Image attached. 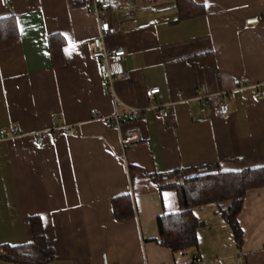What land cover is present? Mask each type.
<instances>
[{
	"label": "crops",
	"instance_id": "1",
	"mask_svg": "<svg viewBox=\"0 0 264 264\" xmlns=\"http://www.w3.org/2000/svg\"><path fill=\"white\" fill-rule=\"evenodd\" d=\"M111 1L117 33L104 43L125 51L127 74L113 92L144 110L120 132L92 119L115 108L89 55L97 22L81 0H0V21L16 27L0 49V246L27 243L28 219L39 217L54 249L47 264H102L103 255L110 264H264V186L244 196L240 246L206 205L195 210L197 248L173 254L155 240L157 218L180 211L177 195L150 179L201 166L264 167V0H193L197 14L181 20L175 0ZM150 88L159 89L153 101ZM154 103L170 104L169 115L155 116ZM222 103L225 119L214 114ZM133 128L141 140L122 150L120 136ZM120 196L133 217L114 218L111 200Z\"/></svg>",
	"mask_w": 264,
	"mask_h": 264
},
{
	"label": "trees",
	"instance_id": "2",
	"mask_svg": "<svg viewBox=\"0 0 264 264\" xmlns=\"http://www.w3.org/2000/svg\"><path fill=\"white\" fill-rule=\"evenodd\" d=\"M83 7L87 0H81ZM178 19H186L197 14L193 0H175ZM0 49L9 48L16 36L13 19L0 21ZM50 50L55 57L60 56V48L55 49L51 42ZM160 189H173L176 192L180 211L157 218L159 236L155 242L173 254L197 248V229L200 222L195 210L206 205L215 208L228 225L237 246H240L242 232L237 222L244 196L250 189L264 186V167L243 169L238 172L216 170L215 166L177 169L162 176H150ZM115 219L133 217V208L128 196L111 200ZM30 240L18 246H0V260L9 264H47L54 259V249L44 236L39 217L28 219Z\"/></svg>",
	"mask_w": 264,
	"mask_h": 264
},
{
	"label": "built area",
	"instance_id": "3",
	"mask_svg": "<svg viewBox=\"0 0 264 264\" xmlns=\"http://www.w3.org/2000/svg\"><path fill=\"white\" fill-rule=\"evenodd\" d=\"M5 5H9L11 0H1ZM85 11L87 14L95 17L97 22V34L91 40L88 51L91 58L98 62V71L105 81L107 92L113 95V104L115 111L110 117H99L97 114H92V119L102 120L106 127L113 128L117 132H120L122 123L124 121L135 120L142 118L144 116V110L137 108L124 107L123 104L117 99L113 92V83L118 80L125 79L127 74L122 69V62L125 58V51L122 48H116L113 50H108L105 47V37L117 33V28L115 26L116 20L110 18V13H116L118 7L111 0H87V5L85 6ZM257 23V19H250L246 21V25H253ZM235 86L242 88V80H235ZM159 93L158 88H150L146 90L145 96L149 101H153L155 96ZM201 108L200 111L204 113L206 100L201 98ZM170 104L160 105L152 104L149 106L150 111L159 117L165 118L169 115ZM214 114L217 117L225 119L228 117V106L225 103L220 104L215 110ZM64 131L66 134L71 135L74 132V126H64ZM5 138L4 131L0 133V140ZM141 140L139 130L136 128L127 130L126 134L120 136L119 142L122 150L126 147L136 144ZM38 145L41 142L38 141ZM200 263V260H196ZM102 264H110L107 261L105 255L102 256Z\"/></svg>",
	"mask_w": 264,
	"mask_h": 264
}]
</instances>
